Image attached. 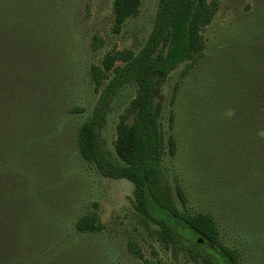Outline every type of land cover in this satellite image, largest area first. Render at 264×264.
<instances>
[{"label": "rangeland", "instance_id": "obj_1", "mask_svg": "<svg viewBox=\"0 0 264 264\" xmlns=\"http://www.w3.org/2000/svg\"><path fill=\"white\" fill-rule=\"evenodd\" d=\"M158 1L141 0L137 17L114 33L113 0H0V9L8 8L1 28L21 37L22 71L13 93L15 110L5 124L13 132L6 137L11 166L4 202L0 195V264H146L132 248L149 264H194L186 251L174 254L158 242V225L134 208L132 183L101 176L81 159L76 145L78 128L97 99L88 79L90 65L112 50L138 52L151 32ZM207 2L214 8L201 32L202 57L154 75L151 85L161 133L176 145L173 156H164L170 188L163 197L180 212L207 214L222 223L219 210L209 206L220 169L214 144L237 163L243 154L251 162L262 146L243 152L236 138L264 142V111L255 121L237 118L247 107L243 96L251 92L253 101L262 96L264 0ZM134 95L133 85L118 92L99 133L115 162V127ZM248 169L254 172L246 182L264 200L259 167ZM177 184L185 191L184 205L175 196ZM88 214L98 217L97 227L80 233L76 224ZM228 235L232 243L236 236ZM260 243V248L244 245L240 264H264V236Z\"/></svg>", "mask_w": 264, "mask_h": 264}, {"label": "trees", "instance_id": "obj_2", "mask_svg": "<svg viewBox=\"0 0 264 264\" xmlns=\"http://www.w3.org/2000/svg\"><path fill=\"white\" fill-rule=\"evenodd\" d=\"M140 7L141 0H113L114 33L120 32L127 20L137 17ZM213 8V4L207 0H159L151 32L138 52L128 49L112 50L98 63L90 65L88 79L97 99L89 119L78 128L76 145L81 159L93 165L101 176L132 183L135 210L158 225L157 240L166 250L174 254L184 250L194 264H240L241 254H246V244L250 248H260L264 236V200H260L256 196L255 187L246 182L248 175L254 172L248 169L251 165L259 167L264 179V142L248 138L240 141L236 138L243 152H255L262 146L261 153H254L251 162L243 154L238 157L237 163L228 160L223 155L224 151L219 153L220 149L213 143L218 151V156L214 159L220 169L213 193L215 202L209 206L219 210L222 223H217L207 214L180 212L163 197V192L170 188L164 175L163 160L166 153L169 156L175 154L176 145L172 136L165 140L161 133L151 85L154 75H167L176 66L184 62H197L202 57L204 41L201 32ZM7 10L8 8L5 11L0 9L2 24L6 22ZM1 27L3 26L0 25V195L4 202V186L8 183L5 182L6 175L11 166L10 161L6 160L10 142H6V137L10 139L8 134L13 132L5 124L9 111L15 110L13 93L19 89L22 71L18 65L20 56L17 48L21 37L7 35ZM131 85L135 87V95L125 114L119 116L115 127V162L101 146L99 133L106 122L112 99L120 90ZM250 94L251 92L241 98L245 102L247 99V107L244 111L238 110V119L247 115L249 120L255 121L263 114L264 86L259 92V96L262 95L257 98L259 101H253L255 95L251 97ZM258 103L261 104L260 107L256 106ZM70 111L78 112V109ZM230 136L233 141L232 134ZM226 145H229V141ZM173 190L176 198L184 205V189L177 184L173 186ZM97 223L98 217L88 214L78 220L76 230L80 233L91 232L96 229ZM218 224L222 225V229ZM229 231L236 236L232 243ZM222 240L228 244H223ZM132 254L149 264L133 248Z\"/></svg>", "mask_w": 264, "mask_h": 264}]
</instances>
